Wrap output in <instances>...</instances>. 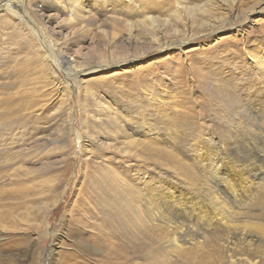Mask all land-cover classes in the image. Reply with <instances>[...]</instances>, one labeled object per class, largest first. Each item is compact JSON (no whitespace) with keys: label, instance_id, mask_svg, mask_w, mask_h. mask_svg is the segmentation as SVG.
<instances>
[{"label":"rangeland","instance_id":"obj_1","mask_svg":"<svg viewBox=\"0 0 264 264\" xmlns=\"http://www.w3.org/2000/svg\"><path fill=\"white\" fill-rule=\"evenodd\" d=\"M4 1L7 0H0V4ZM33 1L43 6L52 3L51 0ZM245 2H251L255 7L260 5L257 0ZM262 6L260 12L249 15L250 21L242 14L237 18L239 24L236 23L235 27L226 26L210 37L202 34L183 45L181 51L178 48L160 50L154 47L137 59L110 65L86 77L84 81H89L91 85L79 90L72 84L64 83L66 70L55 67L56 63L51 58L52 65L49 64L47 68L40 58L30 54L32 49L27 51L21 49L22 44L9 42L8 34L13 33L14 24L19 19L1 8L0 20L5 21L0 23V264H208L197 258L200 251L193 254L187 250L177 258L172 257L169 248L164 247L163 239L154 236L151 231L143 236L138 230H132L125 214L111 212V208L106 206L108 203L104 198L107 195L104 192L109 190V184L117 172L125 181L139 176L134 186L138 188L141 183L145 189L159 182L154 180L150 183L143 174L151 180L158 176H170L180 186L181 181L177 176L169 173L159 161H150L147 155L136 158L129 155L128 149L122 157L116 151L102 149L104 145L101 142L95 145L91 143L90 150L93 152L87 156L81 152L75 133L84 134L83 144H88L90 139L86 135L90 131L91 114L98 117V124L108 116L105 108H97L94 92L105 97L106 104L112 110L120 114L124 112L125 115L130 113L127 106L129 102L138 104L135 101L138 96L130 95L126 86L143 73L147 82L153 83L152 90L155 92L154 96H148L149 88L145 86L140 89L143 99L150 98L146 103L147 108L157 109L161 115L163 110L158 107L163 101L161 106L166 107L165 112H170L171 119L180 121L175 115L178 110L195 115L193 128L196 131L192 135L210 131L216 157L225 156L229 147L234 153L238 152V155L227 152L232 158L231 162L248 163L250 159L247 156L251 151L247 145L252 148L253 145L245 139L227 140L230 136L229 125H224L221 117H226L228 112L223 111L226 116L220 113L221 102H218L219 90L216 89L224 88L231 75L238 76L236 72L246 82L249 73L255 72L256 68H264L260 63V53L264 52V33H260L264 30V4ZM235 7L232 10L234 14L243 13L241 8ZM24 8L25 12L29 11L36 26L46 27L29 5ZM53 24L50 28L55 26ZM92 27L97 34L96 48H89L90 37L81 42L89 54L106 52L108 46L116 54L125 51L121 46L118 48L112 39L103 37L104 33L98 32L95 25ZM65 35L64 31L58 38ZM90 57L86 59L87 62L94 63L95 59ZM232 57L237 63L236 70L225 64ZM83 60L79 58V61ZM218 67L222 69L218 76H223L224 82L220 77H215ZM105 72L107 77L103 76ZM155 78L157 81L153 80ZM62 93L69 95L66 98ZM68 107L72 109L73 127L67 118ZM95 110L98 114H95ZM142 126L138 130L136 128V135L141 139L150 138L147 125ZM96 130L99 132L100 128ZM184 130L190 133L184 126L179 131L185 134ZM184 137L177 140L181 143L179 155L192 164L193 153L200 154L201 151L197 149L195 141L186 137L189 139L186 142ZM100 138L103 137L98 140ZM114 138L117 136L110 139ZM135 147L141 148L140 144ZM101 153H106L107 163L100 162L101 158L97 156ZM209 174L211 178H216L213 176L215 174ZM57 198L60 199L56 203ZM263 219L264 212L260 217L255 210L252 216L246 217V222L264 225Z\"/></svg>","mask_w":264,"mask_h":264},{"label":"bare ground","instance_id":"obj_2","mask_svg":"<svg viewBox=\"0 0 264 264\" xmlns=\"http://www.w3.org/2000/svg\"><path fill=\"white\" fill-rule=\"evenodd\" d=\"M51 2L48 6L37 5L39 2L36 4L33 0H7L0 4V12L8 11V14L19 19V22L14 24L13 33L8 34V40L22 44L21 49L27 51L32 49L30 54L40 58L47 68L51 58L57 65L55 67L66 70L64 83L72 84L77 90L91 85L89 81H84L89 75L107 69L110 65L137 59L139 55L154 47L160 50L178 48L181 51L183 45L202 34L210 37L221 32L226 26L235 27L236 23L239 24L237 18L242 14L250 21L249 15L260 12L264 4V0H257V3H260L257 7L245 0H51ZM25 5L32 8L46 27L36 26L29 11L25 12ZM235 6L241 8L243 13L234 14L232 10L236 9ZM4 21L0 20V23ZM52 22L55 26L50 28ZM94 25L98 32L104 33L103 37L112 39L118 48L121 46L125 51L116 54L117 52L114 53L110 46L106 48V52L89 54L87 50L85 51L81 42L87 37L91 39L89 48L93 50L96 48L97 34L95 35L93 31ZM108 27L111 30H107ZM64 31L66 35L58 38ZM108 31L111 34H108ZM260 33H264V30ZM260 54V63L264 65V52ZM87 55L91 56L90 59L94 58L95 62L88 63ZM4 56L1 58H5ZM79 58L84 60L79 61ZM234 60L232 57L231 61L225 63L233 66L232 70L237 68ZM263 69L256 68L255 72L249 73L250 77L246 78V82L243 81V76L236 72L238 76L231 75L224 88H214L219 90L220 113L228 112L227 116L223 114L226 117H221L224 125H229L230 136L227 140L245 139L253 145V148L247 145L251 153L247 156L250 160L246 164L231 162L229 154L238 155V152L234 153L229 147L226 149L229 154L226 152L225 156L216 157L210 131L205 130L201 134L192 135V132L196 131L193 128L195 115L178 110L175 115L180 121L171 119L170 112H165L166 107L161 106L162 98H159L162 102L158 107L163 110L161 115L159 110L147 108L146 103L150 98L144 96L143 99L140 89L145 86L149 88L148 96H154L155 92L152 90L153 83L149 84L143 73L134 77L137 80L126 86V91L130 95L138 96L135 99L138 104L133 102L127 104V111L130 113L127 112L126 115L124 112L120 114L112 110L106 104L105 97L93 93L94 99L97 100L96 107L105 108L108 116L104 122L102 118L98 124L96 122L98 117L91 114L90 131H87L86 135L90 139L88 144H83L84 134L75 133V140L79 143L81 152L89 156L93 152L90 150L91 143L95 145L97 142L104 145V147H101L102 144L99 145L102 149L116 151L122 154V157L129 149L130 156L142 158L147 155L150 161H159L160 165L163 164L169 173L181 181V185L178 186L170 176L168 178L166 175L163 178L158 176L151 180L148 179V175L143 174L148 182L153 183L152 181L156 180L159 183L149 185L147 189L140 183L137 188L134 183L139 176L125 181L121 173L117 172L109 184V190L104 192L107 195L104 201L108 203L106 206L111 208V212L125 214L132 230H138L143 236L151 231L154 236L163 239L164 247L169 248L172 257L177 258L189 250L193 254L200 251L197 258L208 264L213 262V264H264V225L246 222V217L252 216L253 211H258L260 217L264 212ZM221 70L219 67L215 70L217 75L215 77H220L224 82L223 76H218ZM106 73L103 76L107 77ZM96 80L102 82L100 79ZM153 80L157 81L156 78ZM250 89L253 90L249 91ZM62 95L67 98L69 93ZM71 114L72 109L68 107L67 118L73 127ZM144 124L151 132V137L141 139V136L136 135V131ZM181 126L190 130V133L184 130L186 135L182 134L179 131ZM97 127L100 128L99 132L96 130ZM116 136L117 138L110 139ZM99 137L103 138L98 140ZM180 137L187 139L186 142L188 138L192 139L197 149L201 151L200 154L193 153L194 162L188 159L192 164L186 161L187 158L184 160L179 155L181 143L177 140ZM137 144H140L141 148L137 149L138 147H135ZM97 157L101 158V163H107L106 153H101ZM210 172L212 175L215 174L213 175L215 179L211 178ZM59 199L57 198L56 203ZM206 247L208 249L204 250Z\"/></svg>","mask_w":264,"mask_h":264}]
</instances>
